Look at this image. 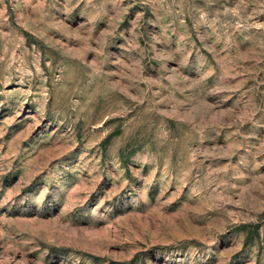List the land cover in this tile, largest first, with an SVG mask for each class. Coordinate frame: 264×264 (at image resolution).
Instances as JSON below:
<instances>
[{"label":"rangeland","instance_id":"obj_1","mask_svg":"<svg viewBox=\"0 0 264 264\" xmlns=\"http://www.w3.org/2000/svg\"><path fill=\"white\" fill-rule=\"evenodd\" d=\"M0 264H264V0H0Z\"/></svg>","mask_w":264,"mask_h":264}]
</instances>
